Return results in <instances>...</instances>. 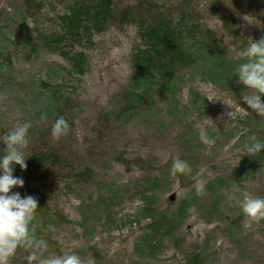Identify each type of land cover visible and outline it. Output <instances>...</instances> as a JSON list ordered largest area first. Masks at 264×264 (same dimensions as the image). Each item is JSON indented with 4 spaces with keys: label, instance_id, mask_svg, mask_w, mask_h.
Returning a JSON list of instances; mask_svg holds the SVG:
<instances>
[{
    "label": "rangeland",
    "instance_id": "1",
    "mask_svg": "<svg viewBox=\"0 0 264 264\" xmlns=\"http://www.w3.org/2000/svg\"><path fill=\"white\" fill-rule=\"evenodd\" d=\"M40 1L30 18L26 0H0V54H11L0 62V137L30 122L26 159L55 151L82 173L50 184L45 213H35L30 230L47 244L41 259L76 254L83 264H264V220H251L240 208L245 196L264 197V150L244 154L251 137L264 140V118L242 100L248 90L235 76L250 39L264 37V0H115L118 10H130L125 25L113 23L92 44L41 49L29 59L17 49L25 18L32 29L55 28L65 7L62 0ZM151 11L188 15L215 33L219 47L214 58L201 55L181 71L168 91L150 81L155 89L143 109L113 115L135 76V19ZM78 53L82 70L70 58ZM225 103L233 105L231 118ZM59 117L69 132L54 140ZM202 128L213 144L202 142ZM5 147L0 142V154ZM176 158L193 175L206 168L202 194L169 174ZM14 175L21 177L15 169ZM49 176L57 177L55 168ZM24 181L13 189L22 196L30 188ZM28 252L18 248L9 264H27Z\"/></svg>",
    "mask_w": 264,
    "mask_h": 264
},
{
    "label": "trees",
    "instance_id": "2",
    "mask_svg": "<svg viewBox=\"0 0 264 264\" xmlns=\"http://www.w3.org/2000/svg\"><path fill=\"white\" fill-rule=\"evenodd\" d=\"M64 10L58 16L57 27L46 28V30L32 29L27 23L17 42V49L29 59L41 49L52 53L63 51L65 47L72 49L82 47L84 43L92 44L95 35L104 33L105 30L117 23L125 25L128 10H118L115 0H62ZM44 3V2H43ZM30 18L36 17L42 2L26 0ZM45 4V3H44ZM184 13V12H183ZM186 14V13H184ZM118 19V20H117ZM140 44L137 45L131 55V62L134 67L135 76L128 89L120 95L119 109L116 113L119 116H128L143 109L145 103L151 99L154 91V80L164 83L157 86L164 90L172 89L174 80L181 71L193 67L201 55H208L214 58L215 50L219 47L215 33L194 21L188 15H181L179 18L169 16L167 13L146 12L145 16L136 18ZM227 28L232 30L228 24ZM37 30V31H36ZM11 55V54H10ZM10 55L0 54V62ZM83 54L78 53L72 57L73 65L82 70ZM218 62H214L216 64ZM152 79V80H149ZM153 82V83H150ZM143 87L144 89L140 88ZM55 95V93H54ZM56 108L58 101H52ZM148 107V106H147ZM27 168L21 170L17 165L14 169L23 179L28 181L29 189L22 192L24 195H33L38 200V211L45 213L49 195L52 194L50 184L66 183L69 179L77 177L76 168L67 158L55 151L33 152L29 159H26ZM55 168L56 176L50 180L49 169ZM88 168L84 171L87 172ZM182 182H189L190 175H178Z\"/></svg>",
    "mask_w": 264,
    "mask_h": 264
},
{
    "label": "clouds",
    "instance_id": "3",
    "mask_svg": "<svg viewBox=\"0 0 264 264\" xmlns=\"http://www.w3.org/2000/svg\"><path fill=\"white\" fill-rule=\"evenodd\" d=\"M247 57V61L240 64L236 69L235 76L238 83L243 84L248 90L242 100L247 107L264 118V37L258 41L250 39L247 48L241 53ZM233 111L231 103H225ZM30 122L17 125L11 131L0 137L6 147L0 154V264H9L18 248L24 247L29 250L26 257L27 264H83L81 258L76 254L51 255L41 259V253L47 244L43 240L35 239L30 230V224L38 209V200L33 195L22 196L20 192L13 191L14 188H22L24 179L14 175V166L19 165L21 170L27 168L24 149L27 147L28 131ZM69 132V124L63 117L55 120L51 127V136L59 140ZM200 138L205 144H213L207 130H200ZM264 150V140L251 137V142L246 145L244 154L250 157L258 156ZM192 168L185 160L176 158L172 161L169 174L173 177L178 175H191L193 187L196 194L204 192L203 176L206 168L202 167L194 175ZM240 208L245 217L260 222L264 220V197L245 196L240 203Z\"/></svg>",
    "mask_w": 264,
    "mask_h": 264
}]
</instances>
